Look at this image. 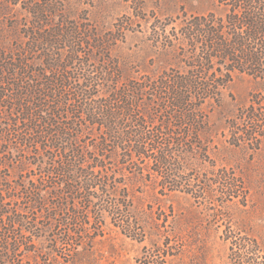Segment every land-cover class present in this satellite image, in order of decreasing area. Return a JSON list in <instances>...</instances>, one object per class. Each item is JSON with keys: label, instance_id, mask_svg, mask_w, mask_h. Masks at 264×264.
Here are the masks:
<instances>
[{"label": "rangeland", "instance_id": "obj_1", "mask_svg": "<svg viewBox=\"0 0 264 264\" xmlns=\"http://www.w3.org/2000/svg\"><path fill=\"white\" fill-rule=\"evenodd\" d=\"M51 1L0 4V54L9 56L17 45L26 47L32 42L27 34L35 25L27 11ZM61 10L65 13L60 15L82 41L74 46L77 53L65 50L59 57L66 60L67 54L75 55L76 62L67 70L73 85L79 87L86 77L99 79V86L90 90L99 99L120 87L140 89L141 109L150 103L152 113L151 120L142 117L140 122L148 121L149 129L169 121L161 110L162 101L148 90L149 85L164 81V76L185 74L192 63L181 25L196 16L210 14L224 20L227 15L226 6L217 0H68L61 2ZM59 20L56 17L51 23ZM44 29L43 36L50 32L48 27ZM26 59L29 72L44 75L45 62L38 63L31 54ZM220 73L226 75L223 69ZM228 75L230 82L217 95L193 102L201 123L198 135L186 137V130L177 128L184 122L170 123L174 139L182 141L181 147H173V151H182L181 156L168 158L179 171L174 179L181 185L178 190L165 187L153 173L154 163L139 160L132 170L123 168L119 165L121 152H107L109 158L98 161L106 167L103 181L108 188H103L102 196L127 210L135 229L132 238L106 214L87 227L58 224L61 216L49 220L56 212V202H64L53 198L49 190L42 193L43 210L21 198L25 188L46 180L34 166L42 159L35 158V148L19 145L5 134L14 119L10 105L0 100V153L6 151L0 154V200L5 199L0 211L8 212L12 219H28L30 224L24 228L32 232L0 219V257H4L0 264H230L228 237L233 236L254 239L264 251V135L253 144L233 145L235 140L227 130L242 109L254 107L264 112V80L238 72ZM77 122L83 125L80 149L96 159L93 147L100 141L98 130L83 119ZM85 194L95 199L101 193L90 190ZM73 204L85 214L86 199L70 201ZM69 229H83L84 234ZM63 237L71 238L73 246L62 245ZM262 257L264 260V254Z\"/></svg>", "mask_w": 264, "mask_h": 264}, {"label": "trees", "instance_id": "obj_2", "mask_svg": "<svg viewBox=\"0 0 264 264\" xmlns=\"http://www.w3.org/2000/svg\"><path fill=\"white\" fill-rule=\"evenodd\" d=\"M19 1L0 0V4L16 5ZM62 1L68 0L39 3L32 11H27L35 25L27 34L32 42L26 47L17 45L9 56L0 54V100L10 105L9 112L14 119L13 123L7 124V127L12 126L5 134L19 145L35 148V158H41L42 163L36 162L34 166L46 178L38 181V186L25 188L21 198L29 199L34 209L43 210L46 203L42 193L49 190L53 198L64 199L62 204L56 202V212L48 216L49 220L61 216L58 224L68 222L72 227H87L91 220L99 221V216L106 214L114 226L132 238L135 229L131 227L127 210L122 205L105 201L102 196L103 188H108L107 182L103 181L106 167L98 161L109 158L105 155L107 152L112 155L121 152L123 162L119 165L123 168L128 166L132 170L139 160L154 163L153 173L165 187L170 191L178 190L181 185H176L174 179L179 177V171L168 158L176 154L181 156L182 151H173V147H181L182 141L174 139L170 123L184 122L177 128H184L186 137L198 135L201 123L197 121L193 102L217 95V91L230 82L228 74L233 72L264 80V0H217L227 8L224 20L209 14L192 17L181 25L184 44L191 49L192 63L186 67L185 74L164 76V81L149 85L148 90L160 98L161 110L169 120L151 129L148 121L140 122L142 117L152 119L150 103L141 109L140 89L120 87L107 94L105 99H99L90 92L99 86V79L86 77L79 87L73 85L67 70L76 62L75 55L67 54L66 60L59 57L65 50H69V54L77 53L74 46L82 41L77 31L70 28L72 25L66 17L60 15L65 13L61 10ZM56 17L60 20L51 23ZM45 27L50 32L43 36ZM28 54L35 56L40 64L45 62L42 64L44 75L29 72L26 66ZM222 69L226 75L220 73ZM79 118L98 130L100 141L93 147L96 159L88 158L80 149L78 139L83 134V125L77 122ZM236 120L227 126L235 140L231 144H253L264 135L262 109H242ZM48 183L51 185L47 186ZM223 186L227 188L226 184ZM203 189L199 187V192H204ZM90 190L101 194L95 199L83 195ZM85 199L88 201L87 207H83L85 214L75 210L74 204L70 205V201ZM4 200H0V210ZM0 219L32 234L31 229L24 228L30 224L28 219H12L3 211H0ZM68 232L84 234L83 229H69ZM228 239L230 264H264V251L256 240L235 236ZM62 241V245L73 246L71 238L63 237ZM5 250L10 252L8 248Z\"/></svg>", "mask_w": 264, "mask_h": 264}]
</instances>
